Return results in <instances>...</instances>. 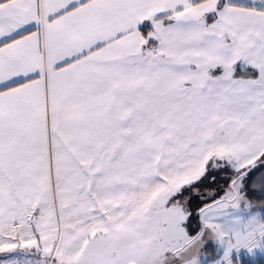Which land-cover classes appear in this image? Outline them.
<instances>
[{
    "label": "snow or ice",
    "instance_id": "1",
    "mask_svg": "<svg viewBox=\"0 0 264 264\" xmlns=\"http://www.w3.org/2000/svg\"><path fill=\"white\" fill-rule=\"evenodd\" d=\"M257 250L264 0H0V264Z\"/></svg>",
    "mask_w": 264,
    "mask_h": 264
},
{
    "label": "trees",
    "instance_id": "2",
    "mask_svg": "<svg viewBox=\"0 0 264 264\" xmlns=\"http://www.w3.org/2000/svg\"><path fill=\"white\" fill-rule=\"evenodd\" d=\"M254 203H257V205H259L258 201H254ZM241 264H264V256L257 257L253 261L244 256Z\"/></svg>",
    "mask_w": 264,
    "mask_h": 264
},
{
    "label": "rangeland",
    "instance_id": "3",
    "mask_svg": "<svg viewBox=\"0 0 264 264\" xmlns=\"http://www.w3.org/2000/svg\"><path fill=\"white\" fill-rule=\"evenodd\" d=\"M244 256L253 261L257 257L264 256V254L259 253V251L257 250V253L255 255H247V254H245Z\"/></svg>",
    "mask_w": 264,
    "mask_h": 264
}]
</instances>
